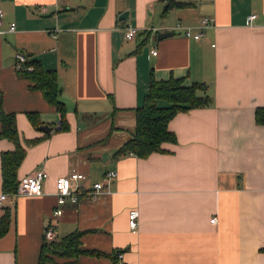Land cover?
Returning a JSON list of instances; mask_svg holds the SVG:
<instances>
[{
	"label": "crops",
	"instance_id": "0c3cea01",
	"mask_svg": "<svg viewBox=\"0 0 264 264\" xmlns=\"http://www.w3.org/2000/svg\"><path fill=\"white\" fill-rule=\"evenodd\" d=\"M175 1L191 7L163 15L161 0H0L5 29L15 24L0 36L1 109L15 115L23 145L39 140L25 147L17 180L48 174L41 195L0 205V217L10 212L0 264H38L49 226L54 240L80 232L79 249L102 254L57 264H264V126L254 120L264 107V0ZM204 18L212 23L196 40ZM128 27L137 32L130 41ZM164 32L173 35L158 40ZM16 54L56 72L67 131L56 130L59 113L18 75ZM151 73L206 85L213 106L168 123L176 143L162 144L167 153L114 158L134 134ZM13 150L0 138V154ZM75 171L87 189L107 172L116 177L96 197L68 198L54 219L55 180Z\"/></svg>",
	"mask_w": 264,
	"mask_h": 264
},
{
	"label": "trees",
	"instance_id": "16d2710c",
	"mask_svg": "<svg viewBox=\"0 0 264 264\" xmlns=\"http://www.w3.org/2000/svg\"><path fill=\"white\" fill-rule=\"evenodd\" d=\"M161 1L164 3L163 15L172 9L191 7V4L175 0ZM26 59L21 70L17 71L18 75L28 80L32 84V89L40 91L46 102L59 113L60 125L56 130L67 131L66 108L58 97L56 72L44 69L36 60ZM27 68H31V70H26ZM183 80L170 77L166 81H156L153 74H150L147 94L141 107L135 109L134 134L116 151L114 158L131 155L138 159H146L154 153H167L162 149V144L176 143L174 133L168 130V123L179 113L213 106V100L207 94L206 85L199 83L185 85ZM27 117L34 127L40 125L36 121L38 117L35 113H28ZM254 120L256 125L264 126V107L255 110ZM0 126V138L14 145L13 151L0 154L2 192L11 195L15 193L18 186L17 171L26 155L25 147L35 145L39 140L25 141L24 145L20 142L15 115L5 114L1 109V101ZM9 222L10 212L5 209L4 214L0 217V238L8 232ZM81 236L82 233L73 232L52 242L44 240L38 264H57L58 259H75L80 255H102L92 251H81L79 249ZM261 251L264 252V248Z\"/></svg>",
	"mask_w": 264,
	"mask_h": 264
},
{
	"label": "built area",
	"instance_id": "2783aa9c",
	"mask_svg": "<svg viewBox=\"0 0 264 264\" xmlns=\"http://www.w3.org/2000/svg\"><path fill=\"white\" fill-rule=\"evenodd\" d=\"M255 16H250L249 19H254ZM212 20L208 18L201 19L199 22V27L196 28L197 32L193 35V38L199 40L204 34L202 33L203 29H206L210 26ZM182 28L178 25L177 30L181 31ZM15 30V24L11 23L8 28L4 27V12L0 7V36L5 35L7 32H13ZM192 30L189 28H184V35L190 36ZM137 32L134 28L128 27L125 32V39L130 41L134 39ZM153 56L156 55V51H151ZM27 61L24 55L16 54L15 55V69L16 71L21 70V66ZM26 70H31L27 68ZM60 125V124H59ZM59 125L56 128H59ZM116 177V173L113 171L107 172L101 183H97L91 189H87L82 184H77L78 182L85 181V175L79 172H71L66 176H59L55 180V197H56V207L53 210V218L59 219L62 215V206L65 204V201L68 198H71L73 201H77L80 196L84 194L90 195V197H96L98 194L102 193L105 189H108L112 183V180ZM48 179V174L43 170H34L22 180L18 182L15 193L0 194V205L8 200L9 198H16L18 196H31V195H41L42 188L46 180ZM138 212L132 210L129 212L128 227L131 231H135L137 228ZM215 218L210 222L214 223ZM44 240L47 242L54 241V229L48 227L44 233Z\"/></svg>",
	"mask_w": 264,
	"mask_h": 264
},
{
	"label": "water",
	"instance_id": "95a60500",
	"mask_svg": "<svg viewBox=\"0 0 264 264\" xmlns=\"http://www.w3.org/2000/svg\"><path fill=\"white\" fill-rule=\"evenodd\" d=\"M127 18H128V16H127V12H124L123 14H121V15L119 16V20H126ZM172 35H173V33H171V32L159 33V34L157 35V39H158V40H162V39H165V38L171 37ZM39 130H40V131H43V132H46V131H49L50 128H48L47 126H41V127H39Z\"/></svg>",
	"mask_w": 264,
	"mask_h": 264
}]
</instances>
